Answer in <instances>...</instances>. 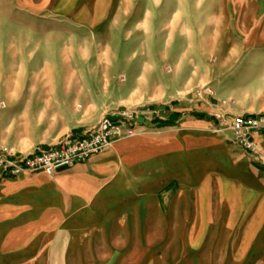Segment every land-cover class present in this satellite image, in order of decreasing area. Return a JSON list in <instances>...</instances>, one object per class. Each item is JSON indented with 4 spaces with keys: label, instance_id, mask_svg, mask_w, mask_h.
Wrapping results in <instances>:
<instances>
[{
    "label": "rangeland",
    "instance_id": "1",
    "mask_svg": "<svg viewBox=\"0 0 264 264\" xmlns=\"http://www.w3.org/2000/svg\"><path fill=\"white\" fill-rule=\"evenodd\" d=\"M96 4L0 0V149L27 154L132 110L133 138L169 153L136 165L117 201L73 218L52 248L9 264H235L247 224L231 230L227 204H213L219 188L236 215L248 189L261 201L264 151L235 147L214 115L264 108V0ZM199 194L214 222L195 247ZM262 258L264 225L240 264Z\"/></svg>",
    "mask_w": 264,
    "mask_h": 264
},
{
    "label": "crops",
    "instance_id": "2",
    "mask_svg": "<svg viewBox=\"0 0 264 264\" xmlns=\"http://www.w3.org/2000/svg\"><path fill=\"white\" fill-rule=\"evenodd\" d=\"M96 3V6L98 4L107 6V0H96ZM25 4L27 6V3ZM233 111L237 115L254 114L264 112V108L257 109L247 105L232 108ZM235 115L231 114L228 118ZM174 116L172 113L165 119L172 121ZM90 129L92 128L82 132L75 131L71 136H81ZM55 143L57 142L52 144ZM52 144L41 146L34 151L46 149ZM167 150L166 145L159 146L141 135L117 141L103 153L92 156L85 163L62 170L55 176L31 174L0 181V262L16 263L30 258L37 249L52 248L57 238L67 232L73 218L84 214L90 215L88 211L103 208L109 199L117 201L118 197L113 196H119V193L126 189L130 171L141 162L168 154ZM258 150L264 151V135L258 139ZM218 194L220 197L213 206H220L223 202L227 204L229 208L227 226L235 230L239 223L247 224L244 238L248 232V240L243 239L238 257L235 258V264H240L244 255L249 253L254 236L264 225V195L256 204V194L248 189L246 196L251 207L247 213L236 215L232 213L228 199L221 194L220 188ZM197 201L194 222L197 230L194 232L198 235L193 236L194 246L210 226L209 222L213 221L211 209L208 211L209 205L212 204H204L206 200L201 194L198 195ZM186 224L189 225V219L186 220ZM200 261L193 264H200ZM251 264H264V258Z\"/></svg>",
    "mask_w": 264,
    "mask_h": 264
},
{
    "label": "built area",
    "instance_id": "3",
    "mask_svg": "<svg viewBox=\"0 0 264 264\" xmlns=\"http://www.w3.org/2000/svg\"><path fill=\"white\" fill-rule=\"evenodd\" d=\"M203 96L211 98L214 93L207 88L196 95L199 100H204ZM136 115L132 110L115 112L81 136H68L46 149L28 154L0 149V181L31 174L55 176L62 170L85 163L115 142L142 133V127L136 123ZM214 117L219 122L216 132H229L235 147L248 154L259 151L258 139L264 135V114H241L228 118L219 111Z\"/></svg>",
    "mask_w": 264,
    "mask_h": 264
}]
</instances>
